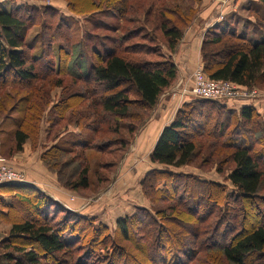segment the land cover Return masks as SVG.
<instances>
[{
  "label": "trees",
  "instance_id": "1",
  "mask_svg": "<svg viewBox=\"0 0 264 264\" xmlns=\"http://www.w3.org/2000/svg\"><path fill=\"white\" fill-rule=\"evenodd\" d=\"M91 1L95 6L90 10L109 9L125 25H132L137 20L136 16L129 18V13L136 15L141 11L144 17L143 26L121 28L124 33L113 41V47L96 54V62L92 60L84 65L78 63L83 53L79 51V43L72 45L68 35L72 23L60 19L63 24L54 25L51 14L46 13L43 27L50 33L47 50L44 51L47 53L31 57L27 53L25 38L29 28L39 19L38 11L26 7V2L22 1V6L13 5L9 11L0 12V84L10 79L36 82L51 77L54 80V77L62 76L58 63L62 61L66 65L63 73L82 80L84 89L94 90L88 92L92 96L91 106L96 109L97 119L101 121L104 115L116 121L91 120L88 123L85 117L88 114L79 109L76 111L77 117L81 118L74 124H68L78 130L67 132L66 129L67 138L62 143L55 140V144L43 152L41 161L46 170L55 175L57 183L64 189L78 193L91 189L93 184L88 167L82 162L87 159L83 153L96 149L98 152L121 153V158L128 149V141L118 136V130L121 129L119 121L129 119L134 113L135 121L144 119L147 112L155 107L160 95L175 82L177 70L171 54L194 19L197 9L192 2L197 4L201 0H179L173 2L171 8L162 0ZM184 1L189 3L185 9L182 8ZM257 1L264 7V0ZM66 2L70 13H83L84 10L76 7L75 0ZM171 9L175 11L173 16L176 20L166 16V13H171ZM184 10H188L192 16H186L187 13H182ZM261 17L257 14V19L261 20ZM149 23L151 27L148 28ZM146 28L153 33L159 32L164 39L170 53L164 62L152 63L131 57L153 54V48L131 43ZM217 30L218 27L207 30L205 34L212 35L202 41L204 74L210 80L228 81L240 87L256 86L264 77V41L252 43L235 33H217ZM59 31H65V34L60 38L62 44L58 45L57 50L60 68H54L51 47ZM222 40L228 41V44L221 49V59H211L205 48L219 45ZM74 48H78V51L72 57ZM219 53L214 52L213 55ZM53 80L46 89L61 86L59 80ZM94 85L98 87L97 90ZM130 93L136 96L135 100L129 98ZM5 96L13 104L8 108L10 119L6 117L0 122V137H4L0 139V156L3 155V140L9 141L11 153L21 152L26 141L33 143L34 148L37 146L38 123L33 127L31 123L38 122L43 112V91L40 96L35 94L38 101L34 104L30 94L16 96L7 93ZM73 98V94L62 96L58 104H64L63 109L66 111ZM45 100L46 97L44 104L47 102ZM36 103L38 109H32L31 104L35 106ZM133 105L138 106L141 113L131 108ZM227 105L230 103L226 100L194 99L191 103L185 102L177 110L174 119L163 128L149 159L165 167H184L190 164L197 152L195 138L210 137L213 139L212 145L224 150L225 156L233 163L225 180L230 182L235 195H228L222 184L201 180L197 176L174 173L164 168L152 169L140 181L143 193L148 195L149 191L153 192L148 195L151 202L160 200L165 203L166 200H172L173 205L157 207L153 211L137 208L135 214L118 219V239L111 237L109 232L105 236L107 242L115 246L114 249L110 253L108 249L104 254L97 253L92 259L94 261L88 264L100 260H107L106 264H118L119 259H123L120 261L122 264H264V204L258 205L260 201L264 203V195H260L264 178V128L260 122L261 115L253 105L232 109ZM3 107L0 103V108ZM194 114H202L204 120L194 119ZM61 118L62 114L50 118L48 137L52 128L60 124L57 123L62 121ZM100 124L108 125L110 129L107 130L113 136L99 143L93 136L102 130ZM130 125L129 134L136 127V124ZM85 131L90 133L84 134ZM114 135L118 137L113 138ZM112 145L119 148H110ZM209 153V157H219L223 152L209 150ZM67 154H73L71 160H81L70 172H65L70 158L59 162V158ZM215 169L221 171L216 166ZM184 178L189 181L182 182ZM97 183H102V180ZM64 211L74 218V221H66L68 225L64 224L65 218L57 220L56 214ZM52 214L55 215L53 219ZM92 220V217L62 207L34 186L3 185L0 187V224L6 225L8 232L0 238V264H65L62 255L75 243L71 237L76 235L77 239H81L83 236V230L79 231L75 226L77 223L82 221L94 233L108 230L104 224H95ZM65 230H68V237L63 233ZM133 234L136 237L131 240ZM122 242H128L130 246L133 244L132 248L138 256L131 248L124 247ZM88 256L85 253L83 258L76 261L84 262Z\"/></svg>",
  "mask_w": 264,
  "mask_h": 264
},
{
  "label": "rangeland",
  "instance_id": "2",
  "mask_svg": "<svg viewBox=\"0 0 264 264\" xmlns=\"http://www.w3.org/2000/svg\"><path fill=\"white\" fill-rule=\"evenodd\" d=\"M22 1L26 2L24 3L27 4L25 5L26 7L35 8L38 11L39 16L37 22L32 25L27 31V35L25 38L27 53L31 57L33 55L39 56L40 54L47 53L44 51L47 50L46 44L48 43L47 40L50 38V33L45 30V27H43L46 13L51 14L52 22L54 25H62V19L72 23L68 35L71 39L72 45L76 42L79 43V51L81 50V52H83L81 55V60L78 61V63H80L81 65H84V63L88 64L92 60L93 62H96V54H101L103 49L112 48L114 45L113 41L121 38L122 34L124 33L121 28H125L126 26L132 29L137 26H143L142 17L144 16L140 14L141 11H139L136 15L129 13V18H134L136 16L137 20L132 25H125L121 20H118L113 11L109 9L102 8L99 10H90V8L95 6L91 0H75L76 7L80 10H84L83 13L77 14L70 13L68 11L66 0H9L0 2V12L9 11L13 5L22 6ZM178 1L179 0H162L161 2H164L166 6L169 5V8H171L173 6V2ZM186 5H189V3L184 1L182 4V8H184ZM192 5L197 9L196 14L193 15L194 19L192 20L191 24L184 30L183 35L189 29L190 31H192L191 28L194 26V21L197 19V17H199L201 11L205 8V6L209 5L213 7V12L225 11L226 13L224 12L217 25L212 26L213 28L211 27V29L208 28L207 30H214L215 27H218V30L216 31L217 33H235L238 36L246 38L252 43L264 41V7L259 4L257 0H201L200 3L197 4H194L192 2ZM173 10L174 9H171V13H166V16L172 18L173 20H176L173 16L175 14V11ZM182 13H187L186 16H192L188 10H184V12ZM41 14L42 17H40ZM257 14L262 16L261 20L257 19ZM260 21L262 22V24H260ZM149 27H151V23L148 24V28ZM207 30L202 35L201 39L200 37L198 38V42L194 52L198 58V63L193 67L192 73L188 77H182L181 75H179L177 66L175 65L177 70L175 82L169 89L165 90L160 95L155 107L147 112L145 118L141 121H135L136 114L134 113L133 115L131 114L132 116L129 117V119L119 121V128L121 129L118 130V136L120 138H125L128 141L126 147L128 149L126 152H124L121 158H119L121 153L98 152V150L96 149H92L91 151L83 153V155H86L87 159L85 162H82L86 163L90 178L93 182L91 189H88L82 193L64 189L57 183L54 174L53 178L55 182L60 186L59 189L57 187V189L55 188L52 190V188L50 187H53L54 185H51V182L48 180L44 181V185L47 187L46 191L51 194L46 195L51 197L54 202H58L62 207L70 209L72 211H76L82 216L89 218L92 217V223L94 222L95 224H104L108 229L101 233H94V231L91 228L86 227V225L83 224L82 221L80 223H77L75 226L77 227V230H83V236L81 239H77L75 237L76 235L71 237V239L73 238L72 240L75 243L72 242L73 244H71L70 250H67V253L62 255V259L64 260L65 264H84V262H87L88 264L89 261L95 258V255H97V253L104 254L107 252V249L109 250L108 253H110V250L112 251V248L114 249L115 246L113 247V245L107 242V239L105 237L106 232H109L111 234V237H115L116 239H118L119 232L117 231L116 221L124 216L135 214L137 208H145L149 209V211H153L156 210L157 207L161 208L163 206L173 205L172 200H166L165 203H162L160 200L151 202V198H149L148 195L153 192L149 191L148 195L143 193L140 186V181L145 176V174L152 169L164 168L174 173L176 172L184 175L187 174L197 176L201 180H209L220 185L222 184L223 186H225L228 195H235L234 188L229 181L225 180L227 174L229 173V170L233 167V163L228 157L225 156L224 150L213 146V139H211L210 137L200 136L195 138L194 141H196V145L198 146L197 152L194 158L191 160L190 164L184 167H165L159 164H154L150 162L149 159L158 134L161 133L164 128L163 127L161 129V127L167 120H173L177 110L184 104L182 103L175 111L172 107L173 105L174 107L179 105V102L174 98L177 97L178 99L179 97H181L182 99L187 100V103H191L194 99H196L190 96V94H182L183 90H189V87L191 86L193 81L192 79L194 72L199 71L206 79H208L203 71V62L201 55L203 39L206 37L208 38L212 35H206L205 33H207ZM64 32L65 31H59L57 33V36L55 37L56 41L52 44L51 47L52 56L50 55L54 59V68H57V66H59L58 63H60L62 69L61 77H54V80L51 77H46L44 80H37L36 82H17L16 80L10 79L7 83L0 84V103L4 105L3 108H0V122L6 117L7 119H10L11 113L8 112V108L13 104V101L6 98L5 94L11 93L16 96L30 94L32 97L31 102L33 104L34 102L38 101L35 94L40 96L41 91H43V97H46V104H44V98L42 102L43 105L41 104L43 112L41 113L38 122L31 123V127L38 123L39 130L38 138L36 141L37 146H35L34 148L33 143H30V141H26L21 152L11 153L9 141L3 140L2 154L5 156L2 155V157L7 160L11 168L17 171L25 180L29 182H31V179L26 177L28 174V168L24 170V168H22L24 166L14 167V165H12L14 157L17 154L29 152V155H31L32 158L30 160L32 168L34 162L37 163L38 160L41 161L43 152H47L57 140V143H62L67 138L65 134L66 129L67 132L78 130L76 127H73L74 125H70V127L68 125L74 124L81 118L80 116L77 117V110L81 109L84 113L88 114V116H85L88 123L91 120H97V122H102V120L106 122L110 121L109 123H111V121H113L114 123L116 122L112 119H108V117L104 115L101 121H99L97 119L95 107L91 106V101L93 99L92 96L90 97V93L88 92L91 89H84V83L82 80L74 79L70 74L63 73V71H65L66 69V65L62 61H58L57 63L58 45L62 44L60 38H63V35L65 34ZM131 41V43H140L153 48V54L151 55H131V57L149 60L152 63H161L164 62V59H166L170 55L165 46L164 39L161 38L159 32L157 31L153 33L151 30L146 28L145 31L142 32V35L136 37ZM226 44H228V41L222 40L221 44L208 46L205 48V51L209 53L211 59L213 57L214 59L218 60L221 59V49L225 48ZM177 50L178 46L171 54L172 60L173 55L177 52ZM77 51L78 48L75 49V51H72V57L75 56V53ZM214 52L220 53L217 55H213ZM56 79L61 82V86L55 88L53 87L51 90L46 89L48 87V83L51 80L55 81ZM94 88H96V90L98 89L96 85H94ZM238 89L241 97H226V102L235 104L237 103L236 101L240 100L250 101V104H254V107L260 113V122L264 128V77L256 86H252L250 88L238 86ZM91 91L94 92L93 89ZM173 91H179L181 93L173 94ZM69 94H73L75 98L70 101L72 104H70V106H68L69 108L65 111L63 109L64 104H58V102L62 96H68ZM47 95H49V100H47ZM129 98L135 100L136 96L130 93ZM33 104H31V106H33L32 109H38L37 103L35 106ZM169 104H171L172 107H170ZM165 107H167L168 110H166ZM227 107L232 109L234 105H227ZM131 108H135L136 112L141 113V109L138 106L135 107L133 105L131 106ZM61 114L62 121L57 123H60L58 126H54L52 128V133L50 134V137H48L50 118L52 119V117L61 116ZM201 115L194 114L193 118L203 121L204 118ZM12 116L17 115L13 114ZM161 116L164 118L162 119ZM130 124H136L134 132L131 134H129V129L131 127ZM100 126L102 130L98 131L93 136L94 140L99 143L106 141L107 137L113 136L112 134H110L111 132L107 130L110 129L108 125L100 124ZM124 126H126V128H124ZM83 133L89 134L90 131H85ZM52 135H54V137ZM118 136L114 135L113 138H116ZM0 139L2 140L4 139V137L1 136ZM110 148H114L117 150V148L119 147L117 145H112L110 146ZM209 150H212L213 152L223 153L219 155V157H216L215 155H213V157H209ZM36 152H38V157L36 156V158H33L35 157ZM69 158L71 160L73 158V154L64 155L62 158H59V162H65ZM67 162L68 167L65 169V172H70L73 168L81 163V160L73 159L71 161L68 160ZM113 162L117 163L113 164ZM215 166L220 168L221 171L217 172ZM262 170L264 171V168H262ZM98 178L102 180V183H97L101 182V180H98ZM186 180L189 181L188 179L184 178L182 179V182H187ZM262 183L263 184L262 188L260 189V195H264V178L262 179ZM96 187L100 188L95 189ZM39 191L40 193L45 194L43 191ZM263 204L264 203L260 201L258 205L263 206ZM261 208L263 209V207ZM57 210L60 211L59 209ZM222 210L224 209L222 208ZM56 215L58 216L57 220H59V218H65L64 224L66 225H68V222H66L67 220L74 221L72 215L66 211H64V213H59ZM54 216L55 215L52 214L51 219H53ZM131 230L135 229L132 228ZM7 232L8 227L4 224H0V238L5 237ZM69 232L73 233L72 230H69ZM63 233H65L66 237H68V230H65ZM135 237L136 236L133 234V236H131V240L135 239ZM122 245L124 247L131 248L130 250L134 252V249L132 248L133 244H131L132 246H130L128 242H122ZM88 247L91 249L88 250ZM0 253H2L1 246ZM85 253H87V255L89 254L86 261H76L78 258H83ZM134 254L138 256V253L134 252ZM200 257L202 258L203 256ZM93 261L94 260H92V262ZM120 261L122 262L123 259H119L118 264H122L120 263ZM106 262L107 260H100L98 262L95 261L92 264H106Z\"/></svg>",
  "mask_w": 264,
  "mask_h": 264
},
{
  "label": "crops",
  "instance_id": "3",
  "mask_svg": "<svg viewBox=\"0 0 264 264\" xmlns=\"http://www.w3.org/2000/svg\"><path fill=\"white\" fill-rule=\"evenodd\" d=\"M241 1V0H239ZM225 12V11H224ZM223 11L221 12H213V7L206 5L205 8L201 11V14L199 15V17H197V19L194 21V26L191 28L192 31L187 30L185 32V34L183 35V38L181 39V41L179 42L178 45V50L177 52L173 55V60L175 65L177 66L179 75H181L182 77L185 76H189L192 73L193 67L195 66V64L198 63V58L195 55V47L197 45L198 42V38L200 37V39L202 38V35L204 34V32L208 29L211 28L212 26H215L219 23L220 19L222 18L221 16L224 14ZM226 13V12H225ZM180 98V99H179ZM176 99V101L179 102V105L175 106L173 105V107L170 105V107H172L175 111L179 108V106L182 103L187 102V100L182 99L181 97H179ZM237 103H230V105H234L233 108H239L242 106H247V105H251L250 101H245V100H240V101H236ZM253 106H255L254 104H252ZM166 110H168L167 107H165ZM174 111V112H175ZM161 118L163 119L164 117L161 116ZM172 120H167L163 126L161 127V129L165 126H167ZM160 129V130H161ZM160 134V133H159ZM158 134V137H159ZM157 137V139H158ZM156 139V141H157ZM156 143V142H155ZM32 153V152H31ZM33 154V153H32ZM38 157V152L35 153V157ZM31 155H29V152H25V153H21V154H17L14 157V161L13 164L14 167H19V166H24L22 168H24V170H28V174H27V178L31 179V182L25 180L27 182V184L25 185H31L34 186L35 188H37L38 190L43 191L45 194H49L46 191V186L44 185V181L48 180L51 182V185L53 184V187H50L53 189H58L60 188V186L55 182L53 175L50 174L45 167L42 165L41 161H37V163L34 162L33 167L31 168V164H30V160H31ZM55 183V184H54ZM63 199V196H62Z\"/></svg>",
  "mask_w": 264,
  "mask_h": 264
},
{
  "label": "built area",
  "instance_id": "4",
  "mask_svg": "<svg viewBox=\"0 0 264 264\" xmlns=\"http://www.w3.org/2000/svg\"><path fill=\"white\" fill-rule=\"evenodd\" d=\"M9 0H0V2ZM19 1V0H18ZM192 84L189 90H183L182 94H190L196 99L203 100H225L226 97H241L238 86L228 81L208 80L201 72L193 74ZM189 91V92H188ZM173 94L181 92H172ZM25 185V179L13 168H11L5 158L0 156V187L3 185Z\"/></svg>",
  "mask_w": 264,
  "mask_h": 264
}]
</instances>
